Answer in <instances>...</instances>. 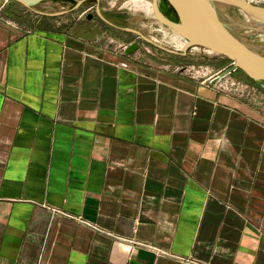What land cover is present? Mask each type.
I'll return each instance as SVG.
<instances>
[{
    "label": "crops",
    "instance_id": "obj_1",
    "mask_svg": "<svg viewBox=\"0 0 264 264\" xmlns=\"http://www.w3.org/2000/svg\"><path fill=\"white\" fill-rule=\"evenodd\" d=\"M44 9L0 17V264H264V82Z\"/></svg>",
    "mask_w": 264,
    "mask_h": 264
},
{
    "label": "rangeland",
    "instance_id": "obj_2",
    "mask_svg": "<svg viewBox=\"0 0 264 264\" xmlns=\"http://www.w3.org/2000/svg\"><path fill=\"white\" fill-rule=\"evenodd\" d=\"M130 1L132 0H44L39 5L31 8H46L50 13H58L61 17H63L64 14L60 13H64V11L67 10L72 11L70 14L73 16L74 14L83 15L84 12L88 11L89 15L95 17L98 15L100 19L104 18V20L109 23H121L124 19L122 16L126 18L127 16H135L134 20L130 21L131 27H128L133 28L134 31L140 33L142 39H136V37L130 33L120 34L112 31L107 23L104 22V37L108 36L109 39H113L110 41L109 47L114 49L116 47L118 48L119 45L131 44L132 42L137 41L140 43L139 55L142 59L151 60L157 65L163 66L175 63V61H177V58L175 57H178L176 54L181 53L182 51H180V48L177 47L168 36L165 37L164 34L165 31L169 33L174 32L162 25L156 19L155 14H148L142 10H135L132 6L129 7L127 3ZM256 4L264 7V0L259 1ZM27 9L28 7L15 1L7 0L5 3V0H0V17L6 20H12L20 27L29 28L32 23L30 18L31 13H29ZM160 10L170 21H174L175 18L170 7L163 0L160 4ZM218 13L222 21L230 28L232 34L239 41L256 53L264 56V29L258 24L256 25V23L251 22L243 15V13L236 9L220 6ZM7 14H10L13 18H10ZM71 20L73 19L71 18ZM95 20V24L100 25L101 21L97 18H95ZM95 30L99 32V29ZM189 52L198 58H203L204 60L221 61L225 65H232V63L227 62L224 58L215 54L188 50V53ZM234 74L237 75V78H235L238 81L244 83L239 80V70Z\"/></svg>",
    "mask_w": 264,
    "mask_h": 264
},
{
    "label": "water",
    "instance_id": "obj_3",
    "mask_svg": "<svg viewBox=\"0 0 264 264\" xmlns=\"http://www.w3.org/2000/svg\"><path fill=\"white\" fill-rule=\"evenodd\" d=\"M28 8L44 0H11ZM157 6L156 19L189 43L215 55L227 58L238 70L255 82H264V56L239 41L219 16V7L236 9L251 22L264 27V7L248 0H166L175 11L170 21L160 10L162 0H152ZM92 15L89 16L91 18ZM139 50L134 42L125 51L131 56Z\"/></svg>",
    "mask_w": 264,
    "mask_h": 264
},
{
    "label": "bare ground",
    "instance_id": "obj_4",
    "mask_svg": "<svg viewBox=\"0 0 264 264\" xmlns=\"http://www.w3.org/2000/svg\"><path fill=\"white\" fill-rule=\"evenodd\" d=\"M248 1L249 2H253V0H251V1L248 0ZM127 5L129 7L132 6L135 10L145 11L148 14H155V12L157 10V6L154 5V3H153L152 0H132L129 3H127ZM260 27L262 29H264V27H262V26H260ZM164 34H165V37L168 36L171 39V41L177 45V47H179V48H181L183 50H186L187 51V50L191 49L192 51H196V52H204V53L213 54L212 52L203 50V49L198 48V47L190 48L189 47V43L186 40L182 39L180 36H178L176 33H169L167 31H165Z\"/></svg>",
    "mask_w": 264,
    "mask_h": 264
},
{
    "label": "built area",
    "instance_id": "obj_5",
    "mask_svg": "<svg viewBox=\"0 0 264 264\" xmlns=\"http://www.w3.org/2000/svg\"><path fill=\"white\" fill-rule=\"evenodd\" d=\"M7 1V0H6ZM259 1H262V0H253V2L251 3H258ZM7 24L9 25H13L14 23L12 22H9V21H6ZM130 46V44H122V45H119V47L115 48V51H117L118 53H125V51L128 49V47ZM180 51H184L180 48ZM232 68V70L229 71V73L225 74L224 78H226L227 80L222 84L221 86V89L223 90H226V89H234L235 92H238V93H242L244 91H246L248 89V86L240 81H238L236 78H232V74H234L238 69L235 67L234 64H232L230 66ZM192 73V71H190ZM202 70L199 68V70H197L195 72V74H202Z\"/></svg>",
    "mask_w": 264,
    "mask_h": 264
},
{
    "label": "trees",
    "instance_id": "obj_6",
    "mask_svg": "<svg viewBox=\"0 0 264 264\" xmlns=\"http://www.w3.org/2000/svg\"><path fill=\"white\" fill-rule=\"evenodd\" d=\"M165 3L167 2L166 0H163ZM166 4H168V6L170 7L171 11L173 14H175V11L173 10V8L169 5V3L167 2ZM175 20V19H174ZM224 60H226L227 62L231 63L230 60H228L227 58H224ZM239 76L240 78L252 83V84H256L255 81L251 80L250 78H248L241 70H239Z\"/></svg>",
    "mask_w": 264,
    "mask_h": 264
},
{
    "label": "flooded vegetation",
    "instance_id": "obj_7",
    "mask_svg": "<svg viewBox=\"0 0 264 264\" xmlns=\"http://www.w3.org/2000/svg\"><path fill=\"white\" fill-rule=\"evenodd\" d=\"M135 42H137V41H135ZM133 43H134V42H132L131 44H133ZM137 43H138V44H139V46H140V43H139V42H137ZM131 44H130V45H131Z\"/></svg>",
    "mask_w": 264,
    "mask_h": 264
}]
</instances>
